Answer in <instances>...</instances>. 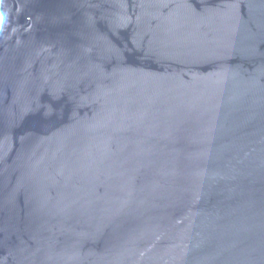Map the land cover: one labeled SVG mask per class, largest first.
Masks as SVG:
<instances>
[{
	"label": "water",
	"instance_id": "obj_1",
	"mask_svg": "<svg viewBox=\"0 0 264 264\" xmlns=\"http://www.w3.org/2000/svg\"><path fill=\"white\" fill-rule=\"evenodd\" d=\"M0 15V264H264V0Z\"/></svg>",
	"mask_w": 264,
	"mask_h": 264
},
{
	"label": "bare ground",
	"instance_id": "obj_2",
	"mask_svg": "<svg viewBox=\"0 0 264 264\" xmlns=\"http://www.w3.org/2000/svg\"><path fill=\"white\" fill-rule=\"evenodd\" d=\"M0 19H1V15H0Z\"/></svg>",
	"mask_w": 264,
	"mask_h": 264
}]
</instances>
